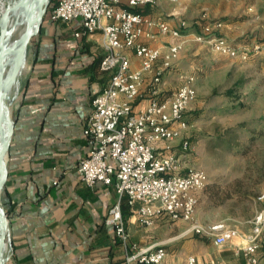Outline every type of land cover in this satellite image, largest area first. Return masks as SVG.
<instances>
[{
    "label": "built area",
    "instance_id": "built-area-1",
    "mask_svg": "<svg viewBox=\"0 0 264 264\" xmlns=\"http://www.w3.org/2000/svg\"><path fill=\"white\" fill-rule=\"evenodd\" d=\"M178 1L55 0L47 11L51 22H78L74 38L100 33L103 39L105 54L97 68L109 79L91 100L92 112L82 129L88 151L78 162L76 174L88 188L97 184L113 187L116 200L107 211L104 226L122 245L124 264H170L163 247L129 243L120 206L124 197L129 212L143 228H151L161 219L183 222L185 233L211 240L217 248L239 238L243 244L235 248L234 255H241L245 264H264L258 258L264 244V184L255 197L261 208L251 221L249 234L223 222L201 224L195 212L208 177L189 164L194 146L184 136L189 129L185 112L196 97L195 77L183 76L180 86L169 94L164 90V76L188 40L240 62L264 54V44H236L211 35L208 26L197 35L185 33L183 21L174 28L140 12L160 2ZM164 37L169 42L163 51L151 46ZM130 54L138 60L136 68ZM185 264L198 263L195 256L188 255Z\"/></svg>",
    "mask_w": 264,
    "mask_h": 264
},
{
    "label": "crops",
    "instance_id": "crops-1",
    "mask_svg": "<svg viewBox=\"0 0 264 264\" xmlns=\"http://www.w3.org/2000/svg\"><path fill=\"white\" fill-rule=\"evenodd\" d=\"M153 8L144 14L154 18ZM179 14L176 10L167 14L173 17L167 22L171 27L182 21ZM77 28L78 22H51L46 13L30 43L34 54L13 112L7 174L0 194L8 219V264H124L122 245L104 226L116 200L113 187L88 188L76 174L78 162L88 151L82 129L92 112L91 100L109 79L94 66L105 54L101 34L76 39ZM167 42L164 37L151 46L163 51ZM130 60L136 68L138 60L131 54ZM168 77L169 72L164 76L165 92L170 90ZM124 221L130 244H166L152 240L147 233L150 228L141 227L131 212ZM249 231L238 232L247 235ZM188 234L183 231L172 239ZM209 241L193 250L171 245L165 250L166 261L185 264L186 256L193 254L198 264H245L243 258L241 262L234 259L241 239H232L221 248ZM263 253L264 244L258 251L260 261Z\"/></svg>",
    "mask_w": 264,
    "mask_h": 264
},
{
    "label": "rangeland",
    "instance_id": "rangeland-1",
    "mask_svg": "<svg viewBox=\"0 0 264 264\" xmlns=\"http://www.w3.org/2000/svg\"><path fill=\"white\" fill-rule=\"evenodd\" d=\"M173 10L180 11L178 17L187 26L185 33L197 35L208 26L211 35L236 44H264V0L160 2L152 12L156 15L154 19L169 22L173 17L167 14ZM15 38L13 36L11 41ZM34 47L30 44L26 48L24 70L18 73L8 90L5 104L12 121ZM168 72L170 90L167 94L178 86L183 76L195 77L196 97L185 112L189 129L184 136L194 146L189 164L203 170L208 177L205 189L198 194L195 216L201 224L223 222L246 233L261 208L255 197L264 184V54L240 62L214 54L206 44L188 40ZM11 73L7 67L4 81ZM0 205L4 210L1 199ZM186 228L183 222L161 219L147 233L152 240H165L162 247L166 251L175 244L189 250L203 242L210 244L208 239L191 233L172 239ZM6 239L7 236L5 242ZM212 248L219 253L215 246ZM2 256L6 259L2 264H8L10 248L7 242ZM242 258L238 255L234 259L241 262ZM260 258L263 262L264 253Z\"/></svg>",
    "mask_w": 264,
    "mask_h": 264
},
{
    "label": "water",
    "instance_id": "water-1",
    "mask_svg": "<svg viewBox=\"0 0 264 264\" xmlns=\"http://www.w3.org/2000/svg\"><path fill=\"white\" fill-rule=\"evenodd\" d=\"M48 3L49 0H23L18 13L15 14L12 18L13 25L8 30H6L8 11H6L0 18V116L2 114L9 116L5 104L8 98V93L10 92L8 90L10 87L12 88L15 79L18 76L19 65L22 62H24V55L26 48L30 45V43L33 41V39L36 37V35L39 32V28L42 23L43 16L47 10ZM31 6L33 7V15L29 20V22L26 24L22 35L17 40L11 41V38L13 37L14 34V30L18 25V18L20 17V15L26 13V11ZM32 26H33V30L31 29ZM16 51H20V56L16 64V67L9 75V77L5 81H3L2 66H4L9 55H11L13 52ZM13 127H14L13 121L10 119V138L6 149V155L8 153L10 141L13 134ZM6 174H7V169H6V156H5L4 167H2V164L0 163V194L6 180ZM0 210L2 215V219L0 221L6 227V231L4 233L2 232L0 235V256L2 257L0 260V264H2L3 262L6 261V259H4L2 255L4 248L6 247V242L9 244V239H8L9 228H8V219L1 205H0ZM5 236H7L6 242H5Z\"/></svg>",
    "mask_w": 264,
    "mask_h": 264
},
{
    "label": "bare ground",
    "instance_id": "bare-ground-1",
    "mask_svg": "<svg viewBox=\"0 0 264 264\" xmlns=\"http://www.w3.org/2000/svg\"><path fill=\"white\" fill-rule=\"evenodd\" d=\"M23 0H0V18L1 16L8 11V18L6 21V30L10 29L12 27V18L15 14L18 13L21 4ZM33 15V7L31 6L26 13L20 15L18 18V25L14 30L13 36H16L15 40H17L23 33L24 28L26 24L29 22ZM33 30V26L31 28ZM20 56V51L13 52L9 57L7 58L4 66H2V80L4 81L5 74L7 72V67L11 69V72L16 67V64L18 62ZM25 63L22 62L19 65V73L24 70ZM10 138V118L8 115L2 114L0 116V163L2 164V167H4L5 163V156H6V149ZM2 219L1 210H0V220ZM6 227L1 223L0 221V235L3 232ZM1 260V256H0Z\"/></svg>",
    "mask_w": 264,
    "mask_h": 264
},
{
    "label": "trees",
    "instance_id": "trees-1",
    "mask_svg": "<svg viewBox=\"0 0 264 264\" xmlns=\"http://www.w3.org/2000/svg\"><path fill=\"white\" fill-rule=\"evenodd\" d=\"M55 5V0H49V3H48V7H47V10L46 12L52 8L53 6ZM148 10V7L147 8H144L142 10H140L141 13H146ZM101 58H99L98 60H96L94 66L97 68L98 67V63L100 61ZM121 212H122V216H123V219L126 220L127 216L129 215V208L127 206V202H126V198H122L121 199Z\"/></svg>",
    "mask_w": 264,
    "mask_h": 264
}]
</instances>
